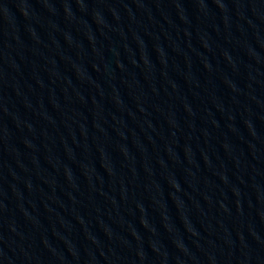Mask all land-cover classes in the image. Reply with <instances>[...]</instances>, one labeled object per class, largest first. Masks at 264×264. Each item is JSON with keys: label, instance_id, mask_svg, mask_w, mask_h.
Returning <instances> with one entry per match:
<instances>
[{"label": "water", "instance_id": "1", "mask_svg": "<svg viewBox=\"0 0 264 264\" xmlns=\"http://www.w3.org/2000/svg\"><path fill=\"white\" fill-rule=\"evenodd\" d=\"M0 264H264V0H0Z\"/></svg>", "mask_w": 264, "mask_h": 264}]
</instances>
